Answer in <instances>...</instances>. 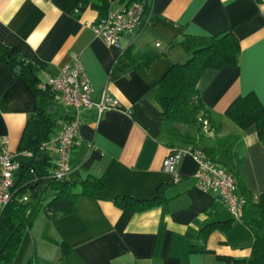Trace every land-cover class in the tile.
<instances>
[{"label":"crops","instance_id":"0c3cea01","mask_svg":"<svg viewBox=\"0 0 264 264\" xmlns=\"http://www.w3.org/2000/svg\"><path fill=\"white\" fill-rule=\"evenodd\" d=\"M91 2L79 9L78 0H0V43L38 66V88L73 55L81 57L93 104L77 111L59 105L58 128L46 154L54 162L55 140L68 114L75 113L79 140L70 176L78 183L92 176L107 180L96 197H79L70 214L48 220L41 212L25 232L13 264L30 259L34 264H247L254 243L251 230L217 192L197 188L194 159L188 154L180 158L178 182L165 171L170 149L190 144L170 140L155 95L167 70L189 57L172 46L182 33L232 31L241 48L237 65L207 68L197 83L213 128L209 141L196 143L213 148L207 155L235 172L240 193L264 194V141L254 126L241 129L225 114L236 97L250 92L264 105V0H154L150 26L138 37L125 32L114 46L86 25L101 17L96 1ZM126 5L111 0L109 8ZM148 52L164 54L149 66L133 65L128 57ZM103 91L119 106L98 118L95 104ZM36 104L28 81L0 61V146L6 137L10 151L18 152ZM160 190L162 202L146 210L114 203L124 196L152 199ZM62 243L71 249L66 256Z\"/></svg>","mask_w":264,"mask_h":264},{"label":"trees","instance_id":"16d2710c","mask_svg":"<svg viewBox=\"0 0 264 264\" xmlns=\"http://www.w3.org/2000/svg\"><path fill=\"white\" fill-rule=\"evenodd\" d=\"M91 1L78 0L77 6L79 9L84 8ZM95 1L94 5L103 17L111 0ZM124 1L127 4L131 0ZM172 46H180L189 57L183 63L172 65L159 81L155 98L161 107L164 130H167L173 142L187 143L207 154L212 153L213 148L206 144L199 147L196 143L197 139L209 141L207 135L213 128V121L202 102L197 83L207 68L236 66L241 52L239 41L232 31L210 36L182 33L172 42ZM163 54L129 53L128 57L133 65L149 66ZM0 61L8 63L14 69L19 66L17 74L28 81L37 97L36 109L26 121L16 153L15 160L19 166L14 174L11 197L0 210V264H13L25 232L41 212L48 220L70 214L76 210L79 197H96L106 187L107 180L105 177L92 176L78 183L71 176L58 179L51 175L54 162L46 154V148L57 131L61 104L54 99V93L49 87H37L38 66L21 55L17 49L0 43ZM225 114L241 129L254 126L259 139L264 141V105L255 93L236 97ZM70 116L68 114L67 117ZM178 125H183L185 130H179ZM240 194L246 199L240 220L254 236L247 264H264V194L257 198L249 192ZM162 200L163 194L160 190L152 199L139 200L124 196L115 198L114 203L120 208L142 211ZM70 250L68 245L62 243L64 256ZM227 260L232 261L229 258ZM26 264H34L33 259Z\"/></svg>","mask_w":264,"mask_h":264},{"label":"built area","instance_id":"2783aa9c","mask_svg":"<svg viewBox=\"0 0 264 264\" xmlns=\"http://www.w3.org/2000/svg\"><path fill=\"white\" fill-rule=\"evenodd\" d=\"M154 0H131L124 8H109L106 14L95 23H88L96 36L101 37L109 46L118 44L125 32H134L135 37L141 35L151 24ZM47 87L54 93V99L65 107L77 111L81 107L93 104V91L83 61L79 55H73L70 62L63 66L56 75L48 76ZM98 118L105 110L117 108L118 101L103 91L101 99L95 104ZM80 120L74 113L68 118L55 140L57 157L54 160L51 175L58 179L67 178L71 173V154L79 140ZM40 148H43L41 146ZM31 156L30 152L26 153ZM190 155L196 163V186L203 192H217L232 215L240 219L246 199L238 190V179L235 172L225 165L213 161L205 151L197 147L186 149L171 148L163 162L165 171L172 174L173 182L179 181L175 167L180 158ZM16 154L8 147V140L2 137L0 146V210L11 197L14 185V174L19 164ZM26 199V197L24 198Z\"/></svg>","mask_w":264,"mask_h":264},{"label":"water","instance_id":"95a60500","mask_svg":"<svg viewBox=\"0 0 264 264\" xmlns=\"http://www.w3.org/2000/svg\"><path fill=\"white\" fill-rule=\"evenodd\" d=\"M19 69H20V67H19V66H17V67L14 69V71H15V72H18V71H19Z\"/></svg>","mask_w":264,"mask_h":264}]
</instances>
